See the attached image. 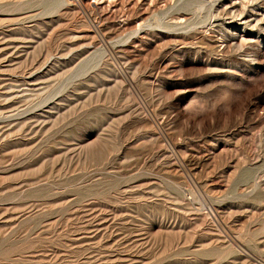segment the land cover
<instances>
[{
  "label": "rangeland",
  "instance_id": "374dc122",
  "mask_svg": "<svg viewBox=\"0 0 264 264\" xmlns=\"http://www.w3.org/2000/svg\"><path fill=\"white\" fill-rule=\"evenodd\" d=\"M0 264H264V0H0Z\"/></svg>",
  "mask_w": 264,
  "mask_h": 264
}]
</instances>
